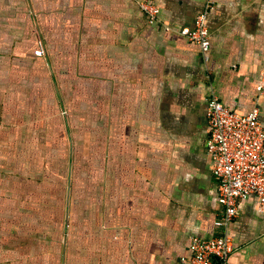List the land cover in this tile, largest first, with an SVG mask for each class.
<instances>
[{"label":"crops","instance_id":"1","mask_svg":"<svg viewBox=\"0 0 264 264\" xmlns=\"http://www.w3.org/2000/svg\"><path fill=\"white\" fill-rule=\"evenodd\" d=\"M143 1L0 0V264H184L223 233L208 100L264 126V0ZM206 10L207 60L181 34ZM227 233L264 264L255 195Z\"/></svg>","mask_w":264,"mask_h":264},{"label":"built area","instance_id":"2","mask_svg":"<svg viewBox=\"0 0 264 264\" xmlns=\"http://www.w3.org/2000/svg\"><path fill=\"white\" fill-rule=\"evenodd\" d=\"M141 8L150 23L158 21L160 9L154 0H144ZM207 14V10L200 13L194 27L181 31L182 35L200 46L206 60L211 47ZM35 53L43 56V47ZM257 90L259 97L264 98V71ZM207 117V150L218 182V200L224 207L217 225L223 233L213 238L194 236L191 255L184 264H229L234 244L227 232L237 216L240 200L255 195L264 220V126L260 121L259 105L256 104L246 114H240L212 96L208 100Z\"/></svg>","mask_w":264,"mask_h":264}]
</instances>
